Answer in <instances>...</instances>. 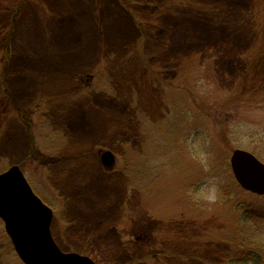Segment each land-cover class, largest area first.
Returning a JSON list of instances; mask_svg holds the SVG:
<instances>
[{"label":"rangeland","instance_id":"374dc122","mask_svg":"<svg viewBox=\"0 0 264 264\" xmlns=\"http://www.w3.org/2000/svg\"><path fill=\"white\" fill-rule=\"evenodd\" d=\"M159 1L0 0V173L97 264H221L237 201L264 209L230 164L264 163V0ZM0 264H24L1 218Z\"/></svg>","mask_w":264,"mask_h":264},{"label":"water","instance_id":"95a60500","mask_svg":"<svg viewBox=\"0 0 264 264\" xmlns=\"http://www.w3.org/2000/svg\"><path fill=\"white\" fill-rule=\"evenodd\" d=\"M115 162L111 150L102 152L104 166ZM230 164L244 190L264 195V163L255 154L235 149ZM0 218L24 264H97L90 256L65 252L58 246L52 235L54 211L34 192L17 164L0 173Z\"/></svg>","mask_w":264,"mask_h":264},{"label":"trees","instance_id":"16d2710c","mask_svg":"<svg viewBox=\"0 0 264 264\" xmlns=\"http://www.w3.org/2000/svg\"><path fill=\"white\" fill-rule=\"evenodd\" d=\"M238 188L241 187L235 183ZM238 239L221 264H264V209L237 201Z\"/></svg>","mask_w":264,"mask_h":264},{"label":"clouds","instance_id":"9594fccd","mask_svg":"<svg viewBox=\"0 0 264 264\" xmlns=\"http://www.w3.org/2000/svg\"><path fill=\"white\" fill-rule=\"evenodd\" d=\"M218 194V187L213 182H209V184L203 187L199 192L193 193L191 190L189 191V195L193 196V198L205 199L209 203L215 202V200L218 198Z\"/></svg>","mask_w":264,"mask_h":264},{"label":"flooded vegetation","instance_id":"af4514ba","mask_svg":"<svg viewBox=\"0 0 264 264\" xmlns=\"http://www.w3.org/2000/svg\"><path fill=\"white\" fill-rule=\"evenodd\" d=\"M124 2V0H122ZM141 2V6H146V7H153L155 10H159V8H161V1L156 0V4L155 3H151L150 2H146L145 0H139ZM150 15L152 16L153 14L150 13ZM103 152V151H102ZM100 162L102 165H104L102 163V153H101V157H100Z\"/></svg>","mask_w":264,"mask_h":264}]
</instances>
